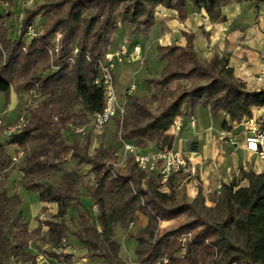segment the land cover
Listing matches in <instances>:
<instances>
[{"label": "trees", "instance_id": "obj_1", "mask_svg": "<svg viewBox=\"0 0 264 264\" xmlns=\"http://www.w3.org/2000/svg\"><path fill=\"white\" fill-rule=\"evenodd\" d=\"M230 1L46 0L25 10L17 38L9 36L5 15L0 14V96L8 98L13 90L34 91L41 97L25 114V126L6 136L8 144L23 152L18 161L22 186L39 202L56 205L54 214L30 230L21 212L23 200L15 192L7 193L5 180L15 166L0 142V264H11L12 257L37 264L29 245L39 241L55 249L68 233L86 250L87 258L98 259L96 264H125L114 237L116 225L127 219L124 212L116 210L120 196L126 213L135 216L139 212L147 217L146 226L134 235L138 264H264V172L241 170V179L247 184H222L213 205H207L200 186L190 200L178 197L172 180L175 175L162 185L155 173L138 169L132 158L124 168L114 169L109 149L99 148L90 154L89 139L68 141L62 135L67 126L82 123L101 110L102 89L94 84L96 60L116 47L113 35L120 27H128L132 40L154 24L159 7L175 10L179 20L193 8L203 10L212 21H220L221 8ZM37 16L43 22L41 32L24 43L26 28ZM56 32L61 35L59 50L56 60L50 62L48 47ZM185 35L184 46H157L158 57L165 64L148 83L159 90L164 104L152 111L146 96L125 99V115L117 121L118 140L139 149L148 142L155 143V148L159 144L170 148L173 138L165 132L173 119L187 115L196 106L207 107L211 115L225 112V130L250 118L254 108L264 107V88L248 89L229 72L226 56L200 60L193 36ZM73 47L78 52L69 61ZM85 54L90 60L83 57ZM75 106L78 110L72 111ZM3 127L0 125V139L5 136ZM259 128L264 130V118L259 120ZM68 156L74 166L89 165L94 187L86 190V198L97 209L95 214L87 208L80 211L70 225L65 221L68 209L83 205V175L62 168ZM57 173H61L60 180L50 179ZM167 221L173 225L162 230L160 224ZM186 234L190 236L182 244L179 239ZM182 249L183 255H178ZM42 254L58 262L72 257L46 249Z\"/></svg>", "mask_w": 264, "mask_h": 264}, {"label": "crops", "instance_id": "obj_2", "mask_svg": "<svg viewBox=\"0 0 264 264\" xmlns=\"http://www.w3.org/2000/svg\"><path fill=\"white\" fill-rule=\"evenodd\" d=\"M259 12H264V1L236 2L232 0L221 8L223 19L220 21H212L203 10L193 8H190L184 20H179L175 10L159 7L155 12L154 24L148 30L136 33L130 43L137 44L145 57L146 50L144 52V48L137 43L139 35L143 34L146 38H150L153 42L151 47L154 44L184 46L185 34L192 35L193 46L200 60H208L213 56H226L229 72L245 82L248 89L264 88V22L259 21L257 17ZM37 28L41 30L42 25ZM123 35L124 32L116 31L115 46L124 42ZM257 77H261V80L256 81ZM116 88L118 95H122L125 89L119 90L117 82ZM147 94L148 91L143 96ZM38 96L34 91L17 93L13 90L10 91L8 98L1 95L0 120L2 123L9 125L16 122L21 115L25 114L19 111L26 105L33 104L29 108L34 107ZM190 115L195 118L194 125L189 122ZM179 117L182 124L178 136L173 139L172 147L180 151L194 167L192 175L177 174L187 177L188 180H183V186L191 198L196 195L197 188L200 186L206 204L213 205L218 185L232 181L239 185L247 184L245 179H241V170L264 172V156L246 147V138L252 136L255 129H260L259 120L264 118V107L254 108L250 118H243L239 123H233L229 130L222 128V123L228 119L223 111L211 115L207 107L196 106L187 115ZM6 139V136H2L0 142L5 144ZM5 148L11 156L13 155L10 153L11 149L17 151V147L12 144L5 145ZM139 150L141 153L150 154L155 150V143L148 142L145 148ZM14 175L17 180H20L21 173L18 168L14 169L6 180H10ZM51 205L56 207L55 204ZM38 206L42 208L47 207L48 204L39 202ZM37 225L29 224L30 230ZM63 242V252L73 254L74 251L68 239L64 238ZM83 250L86 254V250L84 248ZM30 253L37 258V253Z\"/></svg>", "mask_w": 264, "mask_h": 264}, {"label": "rangeland", "instance_id": "obj_3", "mask_svg": "<svg viewBox=\"0 0 264 264\" xmlns=\"http://www.w3.org/2000/svg\"><path fill=\"white\" fill-rule=\"evenodd\" d=\"M6 6L0 7V14L5 15L4 18V25L6 28H8L9 36L11 38H17L19 29H20V19L25 14L26 9H31L34 6L38 4H42L46 0H35V4L33 6H26L24 4L25 0H3ZM10 12V15H8ZM264 13V12H262ZM264 22V21H262ZM33 23L35 26L39 27L42 25V19L35 17L33 19ZM121 32H124V39L130 43L129 37H128V30L127 27H120L119 29ZM127 32V34H126ZM142 33V32H140ZM113 35V39H115ZM124 40V41H125ZM22 41L24 43L29 42V38L27 36H24ZM137 43L144 48V52L146 50L145 57H143V54L141 53V56L143 58V63L140 64L137 61H134L132 63H118L115 66L114 75H115V81L117 82V86L119 90L125 89L127 86H129L131 83H135L136 89L134 91L135 96H143L147 93L146 97L148 98L149 108L152 111H157L161 105L164 104L165 99H163L162 96H159V90L155 87H152L148 83V79H153L158 76L160 71L162 70L164 66V61L161 60L158 57V50H157V44H154L151 47L150 38H146L145 35H139L137 39ZM113 50V49H112ZM53 72L52 70L49 71V73ZM38 96V94H37ZM121 101L126 102L128 104V101H125V98L122 95H119ZM40 96H38V101H36L34 104H38L40 100ZM33 105V104H32ZM32 105H26V107L22 108L20 112H24L25 114L28 113L29 107ZM79 106H75L72 111H77ZM27 112V113H26ZM80 126L84 127L83 133H78L76 129ZM117 120L113 119L110 122H108L105 126H102L101 128H95L93 125L89 123V117L86 119V121H83L82 123L77 122L76 124H72L67 126L64 130H62L63 137L68 140L72 141L73 139L77 138L79 141H84L89 139V153L93 154L95 150L99 148H106L110 151L114 150H121V142L117 138ZM9 139H6L4 142L5 145H8ZM11 154H17L16 149L10 150ZM18 162L14 163L15 169L18 168ZM63 169H74L80 172L83 175V181L80 185V194H81V200L83 205L71 206L65 217V221L68 225H70L69 221L72 220L76 222L77 215L80 211H83L84 209H88L92 214L96 213V207L93 206L90 201L86 198V190L89 188L92 189L94 187L93 184V175L89 171V165H81V166H74L73 161L70 156L66 158V162L62 165ZM61 173H57L55 175H52L50 179H53L55 181L60 180ZM173 185L175 187V192L177 193L178 197H184L187 200H190L191 197L187 194V191L185 190V187L183 186V180H188L186 176L183 175H175L172 177ZM6 182V188L8 193H17L21 199L23 200L21 212L23 215V219L30 224L31 226L35 224H39L42 222H45L52 214L56 212V207H53L51 204H48L45 210H42L38 206V199L36 195L32 191L26 190L20 180H17L16 175L12 176L10 180H5ZM167 190V189H165ZM123 199L120 196V198L116 202V210L120 214V212H124L127 216V219L125 220V223L123 224H117L114 229V237L116 241L120 244V257L125 261V264H138L136 261V239L134 235L141 229H143L147 224V217L139 212L135 214V216L131 215V213H126V209H122V203ZM207 203V202H205ZM173 225V221H167L160 224V227L162 230L168 229L170 226ZM71 229H73L71 227ZM46 227H43V232L45 233ZM65 238L68 239V243L72 245V249L74 251V255L72 254V257L69 258V260L65 262H56L53 258L46 257L42 254L43 250H50L53 252H57L56 248H50L45 242H34L31 243L28 247L29 252L37 253L36 256V262H39V264H96L98 259H89L86 257V254L84 253L83 247L79 243V241L73 236L72 234L68 233ZM64 243V242H63ZM62 243V245H63ZM61 245V246H62ZM60 246V247H61ZM62 249H64V246H62ZM59 252V251H58ZM61 254H65L62 251H60ZM184 250L178 252V255H183ZM69 254V253H67ZM11 264H33L32 262H21L17 257L11 258Z\"/></svg>", "mask_w": 264, "mask_h": 264}, {"label": "built area", "instance_id": "obj_4", "mask_svg": "<svg viewBox=\"0 0 264 264\" xmlns=\"http://www.w3.org/2000/svg\"><path fill=\"white\" fill-rule=\"evenodd\" d=\"M24 4L26 6H33L35 0H25ZM6 4L3 0H0V7H4ZM259 21H264V13H257ZM39 30L35 24L30 23L25 32V36L29 38L37 37L40 34ZM60 33L56 32L50 39V46L48 47V54L50 57V62L56 60L57 53L59 50L60 43ZM24 49V48H23ZM78 52L77 47H73L71 50V55L68 56L67 60L72 61L73 56ZM86 60H90V57L85 54L83 56ZM134 61L143 63V58L141 56V49L137 44H131L128 41L117 45L113 50L107 51L101 58L96 60V65L98 69V76L94 79V84L102 89L103 94V106L100 111L95 112L89 116V123L95 128H101L105 126L108 122L113 119L121 122L125 112L126 106L125 102L121 101L117 88L114 70L118 63H132ZM261 77H257L256 81H260ZM136 89L135 83H131L127 86L123 92L125 99L132 96ZM26 115H21L16 122L9 125H4L2 120H0V125H3V135L11 136L12 134L20 131L26 124ZM189 122L194 125L195 118L190 115ZM181 118L178 116L173 119L168 130L165 134L171 136L173 139L178 136L179 130L181 128ZM78 133L84 132V127L80 126L76 129ZM122 149L119 151L114 150L112 152V161L110 164L114 169L124 168L128 159L132 158L138 169L144 170L146 172H153L157 175L160 184L165 185L170 176L183 174L186 176L192 175L194 173V167L189 163L187 158L173 147L168 148L163 144L156 146L154 152L150 154L141 153L139 148L133 143L124 141L120 139ZM247 149L258 153L260 156H264V130L255 129L252 136L246 138ZM260 148V149H259ZM23 152L19 151L17 154H13L12 161L18 162L22 156ZM221 185L216 188V195L220 194ZM189 234L182 236L179 241L184 244L185 240L189 237ZM56 251H62V247L56 248Z\"/></svg>", "mask_w": 264, "mask_h": 264}]
</instances>
